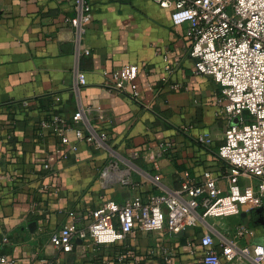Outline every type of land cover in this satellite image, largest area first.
I'll return each mask as SVG.
<instances>
[{
    "label": "crops",
    "instance_id": "crops-1",
    "mask_svg": "<svg viewBox=\"0 0 264 264\" xmlns=\"http://www.w3.org/2000/svg\"><path fill=\"white\" fill-rule=\"evenodd\" d=\"M92 1L94 19L82 37L90 53L78 59L68 23L71 2L0 0V252L10 264H44L49 258L61 264H127L117 258L124 252L138 264H205L201 237L214 231L218 251L222 237L250 251L230 260L222 255L223 264H257L252 256L257 244L264 246V201L235 215L209 217L212 228L134 231L115 246L79 240L71 252L51 243L70 209L86 212L103 197L123 201L136 192H169L187 175L199 179L208 168L226 190L229 184V165L217 154L225 137V121L215 114L221 88L193 72L186 25H175L170 11L154 0ZM167 60L174 64L171 82L177 89L161 81ZM130 63L140 67L139 101L104 86L107 72ZM77 64L86 73L83 103L108 115L93 123L118 155L137 153V169L131 168L137 186L103 185L99 175L112 158L109 149H94L74 130L67 143L51 130L41 131L42 119L69 117L77 109L71 89ZM25 100L30 104L21 107ZM161 142L167 150L155 167L146 149Z\"/></svg>",
    "mask_w": 264,
    "mask_h": 264
},
{
    "label": "built area",
    "instance_id": "built-area-1",
    "mask_svg": "<svg viewBox=\"0 0 264 264\" xmlns=\"http://www.w3.org/2000/svg\"><path fill=\"white\" fill-rule=\"evenodd\" d=\"M72 3L73 16L68 19L75 32L77 58L90 53L82 43L88 24L94 19L92 0H66ZM171 13L175 25H186L185 33L191 41L190 57L194 60L193 72L206 75L221 88L216 116L225 121L224 142L217 151L218 157L229 165V184L226 190L219 177L210 168L199 179L187 175L180 187L169 192H136L123 201L103 197L100 204L86 212L73 208L60 228L51 234V243L63 252H71L79 240L89 246H115L132 232L152 234L173 231L180 226H198L208 223L209 217H226L238 214L243 207H255L264 201V0H154ZM138 64L123 65L106 73L104 86L111 91L140 100L137 77ZM175 67L169 60L161 81L171 88ZM86 73L77 64L74 68L72 91L77 109L72 116L53 115L40 121L42 133L53 131L61 143L69 142L67 133L74 130L78 139L86 141L96 150L109 149L112 158L100 172L104 186L120 182L137 186L131 168L137 169L133 152L129 157L118 155L107 142L108 135L93 118L104 121L108 115L104 108L86 105L81 92L86 85ZM29 101L19 105L27 107ZM73 148H76L73 145ZM167 150V143L146 149L155 167L158 158ZM124 162L127 166L123 167ZM253 180L246 182L242 177ZM216 232L201 237L205 264H223L222 255L233 259L240 253L249 255L248 247L241 248L234 240L222 237V252L215 248ZM244 235L243 229L238 232ZM194 248L191 250L194 252ZM253 259L257 264L264 260V246L257 244ZM118 261L138 264L136 257L120 253ZM129 258V259H128ZM7 255L0 252V264H10ZM44 264H61L57 258L44 259ZM166 264H172L166 260Z\"/></svg>",
    "mask_w": 264,
    "mask_h": 264
},
{
    "label": "rangeland",
    "instance_id": "rangeland-1",
    "mask_svg": "<svg viewBox=\"0 0 264 264\" xmlns=\"http://www.w3.org/2000/svg\"><path fill=\"white\" fill-rule=\"evenodd\" d=\"M242 178L244 179V181H246V182H248V183L251 182V180H253V179H251V178H249V177H245V176L242 177Z\"/></svg>",
    "mask_w": 264,
    "mask_h": 264
}]
</instances>
